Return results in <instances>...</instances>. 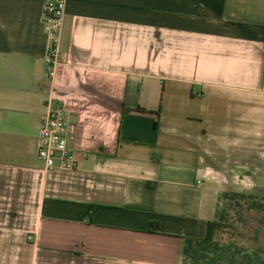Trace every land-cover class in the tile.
<instances>
[{"label":"crops","instance_id":"obj_1","mask_svg":"<svg viewBox=\"0 0 264 264\" xmlns=\"http://www.w3.org/2000/svg\"><path fill=\"white\" fill-rule=\"evenodd\" d=\"M46 1L0 0V264H182L264 169V0H64L52 79ZM48 100L76 170L37 157Z\"/></svg>","mask_w":264,"mask_h":264},{"label":"trees","instance_id":"obj_2","mask_svg":"<svg viewBox=\"0 0 264 264\" xmlns=\"http://www.w3.org/2000/svg\"><path fill=\"white\" fill-rule=\"evenodd\" d=\"M124 113L147 114L141 109L125 110ZM158 123L159 113H155V134ZM241 215L245 216L242 222L246 225L257 222L260 229L264 228L263 195L232 191L219 195L214 218L206 224L204 237L182 238V264H264V247H254L251 241L243 239L240 229H244V224L235 219ZM253 238L256 240L255 236Z\"/></svg>","mask_w":264,"mask_h":264},{"label":"built area","instance_id":"obj_3","mask_svg":"<svg viewBox=\"0 0 264 264\" xmlns=\"http://www.w3.org/2000/svg\"><path fill=\"white\" fill-rule=\"evenodd\" d=\"M65 1L47 0L43 7V23L48 38V49L44 59L48 77L54 76L55 67L60 62V42L64 27ZM41 124L37 157L45 171H73L78 168L70 147L73 140L69 113L61 106H54L50 100Z\"/></svg>","mask_w":264,"mask_h":264},{"label":"rangeland","instance_id":"obj_4","mask_svg":"<svg viewBox=\"0 0 264 264\" xmlns=\"http://www.w3.org/2000/svg\"><path fill=\"white\" fill-rule=\"evenodd\" d=\"M241 180H235L233 181L234 184H231L229 189H226L228 191L232 192H247V193H256L258 195H263L264 197V169L259 170L257 173H252V171L246 172V174L241 175ZM236 221L239 223L244 224V229H240L244 234L243 239L251 241V245H255L258 247L261 245V247H264V228L260 229L258 226H260L257 222H254L253 225H246V223L242 222L245 219L244 215H241L240 217H235ZM256 227V229L254 228ZM251 227V228H250ZM256 231H259V234H257ZM256 237V240H253ZM240 238V236H238Z\"/></svg>","mask_w":264,"mask_h":264}]
</instances>
